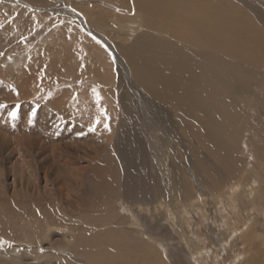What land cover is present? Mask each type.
<instances>
[{"label":"rangeland","instance_id":"1","mask_svg":"<svg viewBox=\"0 0 264 264\" xmlns=\"http://www.w3.org/2000/svg\"><path fill=\"white\" fill-rule=\"evenodd\" d=\"M181 1L167 17L168 0H0V264H100L95 256L172 264V249L188 263L249 264L257 256L254 264H264V0ZM198 3L254 24L263 42L252 54L262 55L256 65L244 70L242 60L210 51L216 45L187 43L186 34L219 39L196 34L217 22L205 11L187 15ZM140 58L183 64L182 75L192 77L181 82L179 102L194 124L181 128L172 103L144 87ZM219 75L230 81L229 116L217 105ZM166 84L172 98L174 82ZM210 109V141L234 155L225 157L229 172L192 133ZM125 112L133 118L126 127H137L124 132L126 144L137 134L142 140L132 156L118 139L116 115ZM255 129L263 137L254 139L253 160Z\"/></svg>","mask_w":264,"mask_h":264},{"label":"bare ground","instance_id":"2","mask_svg":"<svg viewBox=\"0 0 264 264\" xmlns=\"http://www.w3.org/2000/svg\"><path fill=\"white\" fill-rule=\"evenodd\" d=\"M166 1V0H165ZM196 1H198V0H196ZM202 1V0H201ZM214 1V0H213ZM218 1V0H217ZM223 1V0H222ZM203 2V1H202ZM207 2H209V1H207ZM215 2V1H214ZM167 3V2H166ZM183 3H185L186 4V2H183V1H181V2H179V0H168V4H170V5H172L171 6V9L170 10H167L166 9V16L167 15H170V13H176V9H177V7L178 8H181V6H182V4ZM205 3V2H204ZM210 3V2H209ZM148 4V3H147ZM152 4V3H151ZM194 4V3H193ZM207 4V3H206ZM213 4V3H212ZM212 4H208V5H199V3L198 4H196L195 6V8L192 10V11H188L187 12V15H193L194 13L196 14V12L195 11H199V12H201V11H205V13H208L209 15L211 14V15H213V17L214 16H216V18H217V22H216V19H214L213 18V21H212V23H210V24H206L207 26H205V27H202L203 29V32L202 31H200L199 33H198V29H196V34H198V36H202V35H205V32H209L210 33V36L212 35H214V37L216 36V34H217V36H219V39H218V37H215V38H213L212 37V39H211V41H208V39H207V41H208V43L206 42H204L203 43V41L201 40V42H200V39L197 41V42H195L196 40H197V38L196 39H194V38H189L188 36H187V34L185 35V37L187 38L186 39V41H187V43L189 44V45H191V44H194V45H197V47L198 46H200V45H202V47H204L205 46V48H206V46H207V48H209V46H214V45H216V47H214V48H210V51H211V49H216V50H214V51H216L217 53L218 52H220V54L221 55H224L223 54V51L224 52H226V53H229V54H231L233 57L232 58H234V59H240V60H242V64L243 65H245L246 67H243L242 69H244V70H249L248 68L250 67V66H254V65H256L257 63H258V61H259V59H261L262 58V55L260 54V56H253L252 54H253V52L255 51V49L258 47V46H256V43H260L261 44V48H262V41L260 40V38H262V35L260 34V35H258L259 34V32H258V30L257 29H255V27L251 24V22H249L248 21V19H246V18H241V17H239V16H235V14H231V10L232 9H230V11L231 12H229V13H227V14H229V15H227L226 14V12L224 11V10H222L221 9V7H216L215 8V4L216 3H214L213 5ZM189 5V4H188ZM137 6H138V8L139 9H141V10H147V11H149V6H143L142 4H139V2L137 3ZM153 6V5H152ZM151 6V7H152ZM187 7V6H186ZM155 8H157V6H155V7H153V10L155 9ZM167 8V7H166ZM192 8V7H191ZM151 10H152V8H150ZM158 9H159V7H158ZM187 9V8H186ZM224 9V8H223ZM226 10V9H225ZM155 11V10H154ZM163 11V10H162ZM177 11H178V9H177ZM185 11V10H184ZM148 13V12H147ZM146 13V14H147ZM159 12H157V14H158ZM180 15L182 14V12L181 13H179ZM200 14V13H199ZM172 15V14H171ZM187 15H185L186 17H187ZM210 15V16H211ZM226 15H227V17H226ZM165 16V15H164ZM168 17V16H167ZM199 17V16H198ZM208 17V16H207ZM221 17V18H220ZM208 18H210V17H208ZM200 19H201V17H200ZM191 20V19H190ZM210 20V19H209ZM202 21H203V19H202ZM207 20H204V23L206 22ZM168 23V22H167ZM201 24V23H200ZM169 25V24H168ZM172 25V24H171ZM204 25V24H203ZM197 26V25H196ZM168 27V26H167ZM198 28H199V26H198ZM177 29V28H176ZM179 29L181 30V28H180V26H179ZM183 29V28H182ZM179 30V31H180ZM191 30H193V27H191ZM178 31V30H177ZM190 31V30H189ZM205 31V32H204ZM172 32V31H171ZM193 32V31H192ZM223 32V33H222ZM215 33V34H214ZM224 33H226V34H228L229 36H233V39L231 40L230 38H228L227 39V37L226 36H223L222 34H224ZM257 33V36H259V37H257V38H255V34ZM179 36H181V35H179ZM192 36V35H191ZM228 36V37H229ZM177 37H178V35H177ZM204 37V36H203ZM182 38H183V36H182ZM180 39V38H179ZM205 39V38H204ZM224 48V49H223ZM257 51H258V49H257ZM257 51H256V53H257ZM259 51H260V49H259ZM199 52H201V51H199ZM175 53V52H174ZM177 53V52H176ZM215 53V52H214ZM220 54H218V55H220ZM146 55V54H145ZM227 55V54H226ZM210 56V55H209ZM230 56V55H229ZM139 57H140V55H139ZM214 57L216 58V56L214 55ZM157 58V57H156ZM217 58H218V56H217ZM191 59V58H190ZM219 59V58H218ZM221 59V64L222 65H225L223 62V59H224V57L223 58H220ZM219 59V60H220ZM142 60H145V59H141L140 58V63H142ZM163 61H158V60H156L157 62V64H158V66H157V64H154L155 63V61L153 60V63L152 64H148V63H145L144 61V64L142 63V69H144V71L143 72H140V73H138V74H136V76L139 78V80H140V82L142 83V84H144V87H146L147 89H148V91L149 92H151V94L154 96V97H156V98H160V99H163V100H165L166 102L167 101H169V102H171L170 104L171 105H173V107H174V109L175 110H178V113L177 114H179V116H181V118H180V121H181V128H187L188 127V125L191 123H193L194 124V122L191 120V118L188 116V115H186V110L184 109V106H182L181 105V102H179V99H180V97L184 94L181 90H182V88H183V86H182V84H181V82H184L183 80H184V78H189V77H192V75H188V76H183L182 75V73H184V71H186L185 69H184V67L182 66L183 64H181V63H179V65L180 66H178V65H176V62H175V60H172V58H169V60H166V59H162ZM211 60H212V58H211ZM219 60H218V62H219ZM131 61V60H130ZM189 62V61H188ZM213 62H215L214 60H213ZM217 62V61H216ZM220 63V62H219ZM154 64V65H153ZM200 64V63H199ZM198 64V65H199ZM136 66V65H135ZM156 66H157V68H156ZM170 67H174V68H176V70L178 71H175V72H173V73H171V69H170ZM227 69H228V67L229 66H225ZM194 68H195V66H194ZM193 68V69H194ZM224 68V67H223ZM222 68V69H223ZM236 67H234V69H235ZM190 69V68H189ZM199 69H200V67H199ZM221 69V68H220ZM220 69H218V71L219 72H221V70ZM236 70V69H235ZM238 70V69H237ZM138 71V70H137ZM179 71H180V73H179ZM192 71V70H191ZM207 71V70H206ZM217 71V72H218ZM234 71V70H233ZM240 71V70H239ZM182 72V73H181ZM215 72V71H214ZM223 72L225 73L226 71H224L223 70ZM223 72H221L222 74L221 75H223ZM231 72V71H230ZM251 72H252V68H251ZM226 74V73H225ZM221 75H219V78H220V80H218V84H219V87H220V90H222V93H221V95L219 96V98H217V105L219 106V107H221V113H223V114H225L226 116H229L230 114L228 113V112H231L230 110H227L226 109V101L227 100H232V96H228V95H226V92H224V89H228V88H230V87H228V86H230L229 85V80H227V82H226V79H225V77H223V76H221ZM228 75V74H227ZM235 75V74H234ZM160 76V77H159ZM215 76V75H214ZM232 76V75H231ZM230 76V77H231ZM159 77V78H158ZM201 77V76H200ZM200 77H198L197 79H200ZM216 77V76H215ZM237 77V76H236ZM235 77V78H236ZM217 78V77H216ZM179 79V80H178ZM169 80H172V82H174V89H173V94L171 95V97L172 98H169L168 97V94H167V91H169V89H168V85L166 84L167 83V81H169ZM189 80V79H188ZM229 81V82H228ZM168 86V87H167ZM165 87V88H164ZM191 89V88H190ZM192 90V89H191ZM225 90V91H226ZM188 92V91H187ZM224 92V93H223ZM235 100V99H234ZM233 100V101H234ZM263 104L262 105H264V102H262ZM254 107H256V106H254ZM214 109H210L209 111H207L206 113H204V117H206L205 119V121L202 123V124H199L198 125V127H195L194 128V130H195V132L196 133H194V131L192 130V133L193 134H195V135H197V138L200 136V139H197L198 140V143L200 144V146L203 148V150H205V154H206V156H207V159L209 160V161H212V163L213 162H215V164L216 163H219L220 164V166H223V167H226L227 165H228V162H227V160L225 159V157L227 158H229V157H234V155L230 152V154H231V156H230V154H229V152L228 151H224V148H222V145L221 146H218L219 144L218 143H216V142H214V143H212L211 141H210V130H211V127H212V121H211V119H210V115L213 117V115L214 114H212V111H213ZM188 112V111H187ZM233 113V112H232ZM125 115H126V119H125ZM125 115H123V116H121V114L120 115H116V117H117V129H118V131H122V127H123V132H121L120 133V135L118 134V139H121L122 138V141H123V144H122V146H124V148L125 149H128V148H131L130 149V151H131V154H130V156H132V154L134 153V155H136L135 153H136V151H134V150H132L133 148H135V150L137 149H139V148H142V140H141V138H140V136H139V134H137L136 135V137L135 138H132L131 139V144H126V142H127V138H126V136H125V134H124V132L126 131V130H128V129H135V128H137L135 125H133V127H130V126H128V127H126V125L125 124H127V123H129V122H131V119H133L132 118V116H131V114L130 113H128V112H125ZM254 116V115H253ZM257 117V116H256ZM45 118V117H44ZM214 118V117H213ZM128 119V121H126ZM215 119V118H214ZM124 120V121H123ZM259 120V118H255L254 119V121H258ZM133 121V120H132ZM227 121V120H226ZM221 122V121H220ZM220 122H219V124H220ZM258 122H260V121H258ZM225 123V122H224ZM133 124V123H132ZM216 124V123H215ZM260 124V123H259ZM196 125V124H195ZM217 126H218V123L216 124ZM221 125V124H220ZM235 125H236V123H235ZM192 128V127H191ZM223 128V127H222ZM221 128V129H222ZM226 130H222L221 131V133L226 137H230L231 136V138L232 139H235V135H233V133H232V128H225ZM217 130V129H216ZM215 131V130H214ZM213 131V132H214ZM231 131V132H230ZM254 132H256L254 135H253V140L250 138L249 139V141H248V145H249V149H250V152H251V154H252V159L254 160V158L255 157H257L258 159H259V155H257L258 154V150L256 149V147H255V143L256 142H254V139L257 137V138H260V139H262V134H260V132L258 131V130H253ZM220 132V131H219ZM183 134H184V132H182ZM219 134V133H218ZM186 135V134H185ZM222 136V135H221ZM226 137V138H227ZM218 139V138H217ZM219 139H221V138H219ZM236 140H232V142L234 143ZM237 142H239V140H237ZM126 152V151H125ZM124 152V153H125ZM129 153V152H128ZM127 154V153H126ZM226 154H228V155H226ZM199 156V155H198ZM123 157H126V155L125 156H123ZM127 157H128V155H127ZM144 158V157H143ZM231 159V158H230ZM262 160V163H264V157L261 159ZM128 162V161H127ZM130 164V163H129ZM133 164V163H132ZM255 164V163H254ZM131 165V164H130ZM229 166V165H228ZM261 166V165H260ZM133 167V166H132ZM230 167V168H229ZM229 167H226V169H228V172L233 168V166L232 165H230ZM129 168H130V166H129ZM264 168V167H263ZM128 169V168H127ZM132 169V168H131ZM114 172V171H113ZM128 172V171H127ZM123 173V172H122ZM129 174H132V173H130V171L128 172V175ZM259 174V173H258ZM225 175V174H224ZM231 176V175H230ZM233 176V175H232ZM122 177V176H121ZM128 178H130V177H127V178H125V180L127 179V181L126 182H131L130 181V179H128ZM264 178V177H263ZM115 179H116V181H119L120 180V178H119V172H118V174H116L115 175ZM103 183V182H102ZM132 184V183H131ZM138 187V186H137ZM89 193V192H88ZM254 195V194H253ZM257 197V196H256ZM255 200V199H254ZM256 201H257V199H256ZM261 203V202H260ZM261 205V204H260ZM254 206V205H253ZM222 209V208H221ZM102 212V211H101ZM257 217H258V215H257ZM260 220V219H259ZM97 222V221H96ZM201 227V226H200ZM246 228V227H245ZM212 231V230H211ZM152 232V231H151ZM240 232V231H239ZM252 234V233H251ZM155 235V234H154ZM247 235V234H246ZM245 235V236H246ZM249 235V234H248ZM156 237H158V236H156ZM153 238H155V237H153ZM196 238V237H195ZM253 238V237H252ZM199 239V238H198ZM201 241V240H200ZM220 242V241H219ZM250 243V248H251V250L252 251H254L255 253L257 252L258 253V255L260 254V261H261V257H263L262 256V253L261 252H259V248H258V245L256 244V242H250V239L249 240H247L246 241V243ZM254 243V244H253ZM135 244V243H134ZM218 244V243H217ZM220 244V243H219ZM221 245V244H220ZM101 246V245H100ZM110 248H112V247H110ZM137 249V248H136ZM179 250V249H178ZM178 250H175V249H172V252H170V253H172V264H184V262H185V259H186V263L187 264H198L197 263V261H195V259L193 258V257H191V262H189L188 263V261H187V258H186V254L184 253V252H182V251H178ZM249 250V249H248ZM102 251V250H101ZM127 254H128V252H127ZM169 254V253H168ZM200 254V253H199ZM208 255V254H207ZM126 256H128V255H126ZM190 256H191V253H190ZM200 256V255H199ZM202 256V255H201ZM111 257H112V259H113V256L111 255ZM189 257V256H188ZM216 257V256H215ZM253 257V256H252ZM203 258H204V256H203ZM104 259V258H103ZM103 259H101V257L100 256H95L94 257V260H95V262L97 261L98 263H100V264H113L112 262L113 261H104ZM110 259V258H109ZM111 259V260H112ZM207 259H208V257H207ZM206 259V260H207ZM200 260V259H199ZM198 260V261H199ZM205 260V261H206ZM204 261V260H203ZM96 262V263H97ZM161 262V261H160ZM207 262V261H206ZM205 262V263H206ZM212 263H214L213 262V260L211 261ZM254 262H259V258L256 256L255 258H252L251 260H250V262H249V264H254ZM263 262H264V260H263ZM147 263V262H146ZM162 263V262H161ZM164 263V262H163ZM185 263V264H186ZM256 263V264H257ZM121 264V263H120ZM165 264V263H164Z\"/></svg>","mask_w":264,"mask_h":264},{"label":"snow or ice","instance_id":"3","mask_svg":"<svg viewBox=\"0 0 264 264\" xmlns=\"http://www.w3.org/2000/svg\"><path fill=\"white\" fill-rule=\"evenodd\" d=\"M94 93H95V89H93ZM96 100H97V103L99 104V101H100V97H99V94L96 93ZM0 107H4V105H0ZM101 113L104 115L105 119L107 120L108 117H107V114L105 112V110L101 109ZM11 115L14 117L16 115L15 112H12ZM97 123H99V118H97ZM105 128H109V125L107 123H105L104 125ZM94 130V129H92Z\"/></svg>","mask_w":264,"mask_h":264}]
</instances>
